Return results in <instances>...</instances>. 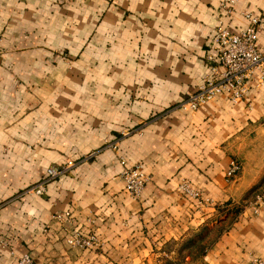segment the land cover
<instances>
[{
  "label": "crops",
  "instance_id": "0c3cea01",
  "mask_svg": "<svg viewBox=\"0 0 264 264\" xmlns=\"http://www.w3.org/2000/svg\"><path fill=\"white\" fill-rule=\"evenodd\" d=\"M219 1L0 0V264L23 252L34 264L264 258V207L253 213L247 199L227 215L264 187V85L176 107L207 70L218 18L235 30L264 8L235 0L225 14ZM256 42L264 50L261 29ZM119 157L147 175L138 197ZM50 165L65 168L43 193L23 192ZM179 177L206 201L177 190ZM70 230L97 242L68 244Z\"/></svg>",
  "mask_w": 264,
  "mask_h": 264
},
{
  "label": "built area",
  "instance_id": "2783aa9c",
  "mask_svg": "<svg viewBox=\"0 0 264 264\" xmlns=\"http://www.w3.org/2000/svg\"><path fill=\"white\" fill-rule=\"evenodd\" d=\"M234 1L220 0L218 6L223 13L230 14ZM243 16L246 19L245 24L235 30L227 28L218 18L207 41L204 57L207 70L192 90L184 92L176 102V107L182 111H191L219 93H225L229 99L235 101L244 94L248 79L252 80L256 86L264 85V50L256 42L257 30L261 29L264 34V8L255 13L244 11ZM110 146L114 149L115 142H112ZM118 162L121 165L120 175L124 180L128 196L138 197L147 179L141 164L134 162L127 165L123 157H119ZM64 168L65 165L47 166L44 175L34 184L25 187L23 192L43 193L48 180L61 174ZM238 170L239 161L231 159L224 171L225 178L233 177ZM176 189L193 198L198 204L206 201V198L202 197L199 191L193 188L184 177H179ZM248 207L253 213L264 207V187L262 191L254 194ZM67 215L68 211H64L54 213L53 217L63 219ZM64 239L68 244L82 247H91L97 242L93 233H82L78 230L68 231ZM14 264L34 263L31 256L27 252H23L16 257ZM243 264H264V258L252 256Z\"/></svg>",
  "mask_w": 264,
  "mask_h": 264
},
{
  "label": "rangeland",
  "instance_id": "374dc122",
  "mask_svg": "<svg viewBox=\"0 0 264 264\" xmlns=\"http://www.w3.org/2000/svg\"><path fill=\"white\" fill-rule=\"evenodd\" d=\"M46 168V167H45ZM37 181V180H36ZM35 181V182H36ZM34 182V183H35ZM34 183H32V184H34ZM32 184H30V185H32ZM29 186V185H28ZM27 187V186H26ZM256 192V190H254V189H250L249 191L247 190L244 194H243V199H239L238 200V202L237 203H234V204H232L231 205V207H230V209L227 211V215H229V216H231V214H233V212H235L236 211V209H239L240 207H241V205L242 204H244V203H248V201L251 199L252 200V198H253V195H254V193ZM247 199H248V201H247ZM222 210V209H221ZM218 228V227H217Z\"/></svg>",
  "mask_w": 264,
  "mask_h": 264
},
{
  "label": "trees",
  "instance_id": "16d2710c",
  "mask_svg": "<svg viewBox=\"0 0 264 264\" xmlns=\"http://www.w3.org/2000/svg\"><path fill=\"white\" fill-rule=\"evenodd\" d=\"M254 187H255V186H252L251 188L254 189ZM251 188H250V189H251ZM250 189H249V190H250ZM249 190H248V191H249ZM237 210H238V209H236V211H237ZM236 211H235V212H236ZM235 212H233V213H235Z\"/></svg>",
  "mask_w": 264,
  "mask_h": 264
}]
</instances>
